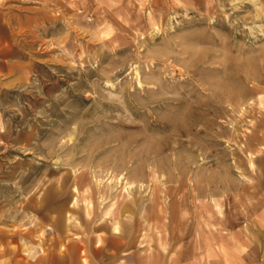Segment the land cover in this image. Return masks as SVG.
I'll return each instance as SVG.
<instances>
[{
    "label": "rangeland",
    "instance_id": "1",
    "mask_svg": "<svg viewBox=\"0 0 264 264\" xmlns=\"http://www.w3.org/2000/svg\"><path fill=\"white\" fill-rule=\"evenodd\" d=\"M254 224L264 0H0V264H168Z\"/></svg>",
    "mask_w": 264,
    "mask_h": 264
},
{
    "label": "crops",
    "instance_id": "2",
    "mask_svg": "<svg viewBox=\"0 0 264 264\" xmlns=\"http://www.w3.org/2000/svg\"><path fill=\"white\" fill-rule=\"evenodd\" d=\"M255 226H250V231L255 233L248 236V240L227 241L226 243L213 244L210 249L203 250L198 255L171 257L168 264H264V233H256ZM260 228V226H258ZM264 228H260L262 230ZM262 232V231H260ZM264 232V231H263ZM230 243V244H229ZM215 247V248H214ZM222 247V248H221ZM230 248V249H229ZM121 258V263H123ZM128 262V261H127ZM155 264V261H152ZM118 263V262H116ZM133 264H144V261L137 260ZM160 264V263H159Z\"/></svg>",
    "mask_w": 264,
    "mask_h": 264
},
{
    "label": "bare ground",
    "instance_id": "3",
    "mask_svg": "<svg viewBox=\"0 0 264 264\" xmlns=\"http://www.w3.org/2000/svg\"><path fill=\"white\" fill-rule=\"evenodd\" d=\"M204 15V14H203ZM215 42V41H214ZM171 47V46H170ZM173 49V48H172ZM210 50V49H209ZM213 55V54H212ZM227 60V59H226ZM212 61V60H211ZM225 63H226V61H225ZM218 64V63H217ZM225 65V64H224ZM262 65V64H261ZM248 68V67H247ZM234 69V68H233ZM233 69L231 70V71H233ZM246 70H248V69H246ZM248 72V71H247ZM259 72V71H258ZM232 74H234V73H232ZM257 75V74H256ZM235 76V75H234ZM239 81V80H238ZM251 85V84H250ZM237 89V88H236ZM243 91V90H242ZM242 93V95H246V93H244V92H241ZM110 104V103H109ZM259 108H261L260 106H259ZM262 111V110H261ZM122 120V119H121ZM76 191V190H75ZM76 192H78V191H76ZM77 199V198H76ZM75 199V200H76ZM80 199V198H79ZM76 204V203H75ZM84 212V211H83ZM70 217V216H69ZM83 219H84V216H83ZM112 225H114V224H112ZM116 225V224H115ZM113 229L115 230V232H118V226H114L113 227ZM77 239V238H76Z\"/></svg>",
    "mask_w": 264,
    "mask_h": 264
}]
</instances>
